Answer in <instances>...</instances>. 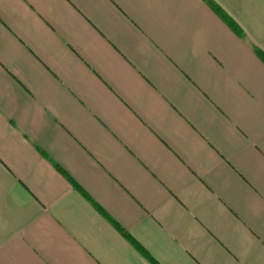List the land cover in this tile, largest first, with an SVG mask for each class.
<instances>
[{"label":"crops","instance_id":"0c3cea01","mask_svg":"<svg viewBox=\"0 0 264 264\" xmlns=\"http://www.w3.org/2000/svg\"><path fill=\"white\" fill-rule=\"evenodd\" d=\"M256 50L264 0H0V264H264Z\"/></svg>","mask_w":264,"mask_h":264},{"label":"trees","instance_id":"16d2710c","mask_svg":"<svg viewBox=\"0 0 264 264\" xmlns=\"http://www.w3.org/2000/svg\"><path fill=\"white\" fill-rule=\"evenodd\" d=\"M209 1V0H208ZM215 10L222 16V17H224V15H222V13L219 11V9L217 8V7H215ZM256 52H257V50H256ZM257 54L258 55H260L261 57H262V59L264 60V55H262L260 52H257ZM124 235H126L124 232H122ZM133 244H134V241H131ZM135 245V247L142 253V254H144L146 257H148V255L138 246V245H136V244H134ZM149 258V257H148ZM150 259V258H149ZM151 260V259H150ZM150 262H152V264H156L154 261H150Z\"/></svg>","mask_w":264,"mask_h":264}]
</instances>
